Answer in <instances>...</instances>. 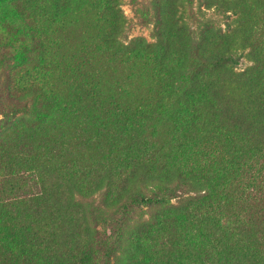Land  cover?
Returning a JSON list of instances; mask_svg holds the SVG:
<instances>
[{
  "label": "trees",
  "instance_id": "obj_1",
  "mask_svg": "<svg viewBox=\"0 0 264 264\" xmlns=\"http://www.w3.org/2000/svg\"><path fill=\"white\" fill-rule=\"evenodd\" d=\"M54 1V8L64 12L68 0ZM154 4L151 40L141 36L125 40L120 0H104L109 30L99 38L108 47L107 55L114 60L144 57L162 70L151 114L145 107L138 108L141 104L136 101L106 99L103 103L104 114L112 116V126L119 129L117 136L124 143L120 156L106 154L80 172L62 162L60 145L32 151L27 131L0 139V217L9 228L0 237V259L3 254L22 264H47V259L58 264L61 258L67 261L81 255L80 244L93 236L84 201L105 193L108 208L139 197L147 206L185 218L211 247L212 261L192 264H264V218L258 214L262 205L258 213L254 211L259 219L247 215L251 202L264 201L258 195L264 182V0H203L199 15L190 11L185 0H154ZM206 10L210 14L205 17ZM190 17L200 18L194 28L188 25ZM221 18L223 27L215 21ZM55 22L45 19L46 25ZM39 33L44 40L31 41L39 53L37 60L45 65L42 46L49 44L48 33ZM209 43L213 50H207ZM239 58L250 64L237 68ZM86 59L84 54L78 62ZM87 77L30 102L28 107L40 119L28 116L21 120L22 126L28 130L43 120L56 126L59 117L68 118L71 125L60 142L71 136L85 148L96 147V140L88 136L89 120L79 117L75 107L78 101L99 104ZM19 81L27 85L24 92L6 91L8 101L18 104L40 92L38 76ZM69 97L75 100L74 106ZM160 112L170 119L174 131L187 129L186 135L172 136L176 152L161 146L149 150L137 134L136 121ZM102 123L93 129L99 132L105 128ZM197 132L205 147L192 142ZM197 155L206 159L204 165L192 161ZM174 182L187 185L194 195L174 204L157 196ZM146 187L151 195L140 196ZM220 187L229 197L228 205L235 207L225 219L214 197ZM160 228L156 215L132 220L127 253L142 258V263L155 264L153 246Z\"/></svg>",
  "mask_w": 264,
  "mask_h": 264
},
{
  "label": "rangeland",
  "instance_id": "obj_2",
  "mask_svg": "<svg viewBox=\"0 0 264 264\" xmlns=\"http://www.w3.org/2000/svg\"><path fill=\"white\" fill-rule=\"evenodd\" d=\"M185 1L195 15H199L197 8L200 10L204 8L203 0ZM54 4V0H0V139L15 131L18 133L27 131L29 134L27 144H30L32 151L37 152L46 146L51 148L60 145L65 154L64 156L62 153V162L81 172L97 164L106 154L120 156L122 153L124 143L120 142L117 136L119 129L113 128L112 116L104 114L102 110L105 100L119 99L128 103L136 101L141 104L138 108L145 107V112L149 111L151 114L150 108L156 99L162 70L144 57L114 60L107 55L108 47L99 38L109 30L110 15L104 8V0H68L62 13L54 8ZM154 5V0H120L119 8L126 19L122 38L127 40L141 36L147 41L151 40V29L156 15ZM209 14L210 10H206L203 16ZM50 17L56 19V22L53 25H46L45 19ZM199 19L190 17L188 25L194 28ZM215 21L223 27V18ZM257 22L261 21L257 20ZM40 26H44V29H39ZM39 30L48 33L46 37L49 44L43 41L42 46L46 50L45 65L37 60L39 53L31 41V39L37 42L44 40ZM257 30L259 31L260 28ZM211 46L210 43L207 44V50H213ZM84 54H87V59L80 64L78 61ZM248 64L250 61L239 58L237 68H243ZM31 75L38 76L40 80L38 95L26 100L22 99L18 104L8 101L5 92L22 94L27 85L23 87L19 80L27 79ZM84 76L89 77L91 82L89 84L96 89L99 104L80 105L78 101L75 107L79 108L77 109L79 117L85 116L89 120L88 136L96 140V147L85 148L78 144L79 140L71 136L69 141L64 137L65 141L60 142L62 136L68 133L70 127V122H66L68 118L59 117L56 126L45 120L40 126L28 130L22 126L21 120L28 116L40 119L28 107L30 102L41 101L43 96L57 90L62 91L65 87L71 86L74 80L81 83ZM68 100L71 106L75 105L73 97H69ZM99 121H103L102 125L105 128L102 127L97 132L93 127ZM136 122L137 134L144 146L146 145L148 149L152 148L149 150L161 146L176 152L177 148L172 136L176 132L180 135H186L187 132L185 128L174 131L170 119L163 112ZM190 134L192 135V132ZM192 140L199 146L205 147L198 132L196 136L193 135ZM2 143L3 141L0 140V145ZM155 158L158 159L157 156ZM192 161L195 165H204L206 159L197 155ZM221 189L220 187L219 193L214 197L217 198L218 210L221 209L225 219L231 215L235 207L231 208L228 205L231 204L227 199L229 197L222 193ZM141 195L151 194L146 187L140 191ZM192 195L194 194L187 185L174 182L166 189H161L157 196H163L169 203L174 204ZM258 195L264 199V182ZM108 198L109 195L104 193L84 201V209L89 225L93 228V236L89 242L80 244L81 255H76L67 261L61 258L57 261L58 264H63L64 261V264H145L141 262L142 258L127 253L129 241L127 229L132 220L148 218L150 215H156L157 224L161 226L155 239L156 244L153 246L156 251L155 264H192L203 259L211 260V247L207 238L192 229L185 218L175 215V212L169 213L165 209L147 206L139 202V197L127 198L119 206L108 208L105 206ZM261 205L262 209L258 213L256 209ZM263 205L264 201L251 202V206H247V215L259 219L255 214L257 212L264 218ZM8 231L6 222L0 217V237H5ZM2 256L0 264H22L20 260H14L9 255L5 257L2 254ZM54 262L52 259H47V264ZM215 264L220 263L215 261Z\"/></svg>",
  "mask_w": 264,
  "mask_h": 264
}]
</instances>
